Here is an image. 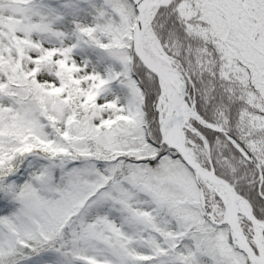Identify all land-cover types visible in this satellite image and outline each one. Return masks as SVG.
I'll return each instance as SVG.
<instances>
[{"label": "snow or ice", "instance_id": "obj_1", "mask_svg": "<svg viewBox=\"0 0 264 264\" xmlns=\"http://www.w3.org/2000/svg\"><path fill=\"white\" fill-rule=\"evenodd\" d=\"M0 264H264V0H0Z\"/></svg>", "mask_w": 264, "mask_h": 264}]
</instances>
